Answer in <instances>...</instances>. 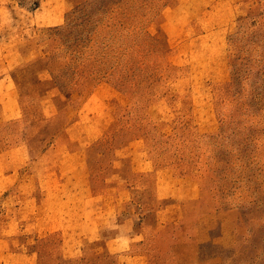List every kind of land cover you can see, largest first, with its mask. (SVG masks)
Segmentation results:
<instances>
[{"label":"rangeland","instance_id":"rangeland-1","mask_svg":"<svg viewBox=\"0 0 264 264\" xmlns=\"http://www.w3.org/2000/svg\"><path fill=\"white\" fill-rule=\"evenodd\" d=\"M4 1L0 18L35 17L37 1ZM59 5L32 27L35 55L68 96L76 137L93 143L88 189L118 197L113 225L141 232L133 251L145 264H264V0ZM19 25H0V149L37 132L50 109L3 90L2 50ZM136 156L150 169H133ZM21 173L0 171V264L115 263L108 234L79 258L61 249L66 235L43 236L26 214L41 210L45 187L18 185Z\"/></svg>","mask_w":264,"mask_h":264},{"label":"crops","instance_id":"crops-1","mask_svg":"<svg viewBox=\"0 0 264 264\" xmlns=\"http://www.w3.org/2000/svg\"><path fill=\"white\" fill-rule=\"evenodd\" d=\"M33 1H37L30 7L35 17L0 18V25L3 27L20 24L14 33L15 42L9 39L3 46L2 56L7 59L4 61L5 71L1 79L3 90L9 91V97L12 99L10 103L14 104V96L19 100L33 96L35 100L33 103L46 105L50 109H46L47 113L44 112L42 115L43 124L37 132L30 137L21 136L20 142L0 149V161L2 160L0 171L13 177L16 172L22 171L21 175H23L25 170L24 176H21L24 182L19 179L18 185L45 187L41 210H31L26 216L33 220L34 226L39 228L38 231L43 236L66 235L60 242L61 249L77 251L79 258L83 255L87 241L90 244H97L103 239L101 235L108 234L104 239L102 250L116 256L117 260L113 264H145L148 260L147 255L132 249L130 240L134 239V235L141 233L137 231L134 222L125 219L113 225L114 222H118L114 203L116 200L119 202V198L111 195L112 193L105 196L94 195L90 188L88 189L91 179L89 180L90 168L86 160L91 153L93 143L90 139L87 144L84 134L76 137L72 128L79 120H68L67 109L70 107L68 96L58 85L42 56L35 55L36 47L31 37L32 27L42 23L40 14L60 12L59 4L64 0H52L49 3L45 0ZM1 11L8 12L4 0H0ZM5 97L0 95V106H5L6 102L2 101ZM18 119L21 118L18 117L16 120ZM93 129L90 130L96 131ZM30 151L33 152V156L27 162L22 156L30 154ZM13 155L16 157L14 158ZM9 156L11 160L16 159L17 164L10 166L8 160L5 162ZM132 160L133 169L146 171L150 169L146 167L147 163L142 169L137 156ZM70 186H77V192ZM126 189L128 187L123 183L119 185L120 193H125ZM86 193L90 194L88 199H85ZM29 201L34 202L33 198H29ZM100 201H104L105 206L99 210ZM94 202L97 203L96 206L88 208L87 205ZM29 223L32 225V222Z\"/></svg>","mask_w":264,"mask_h":264}]
</instances>
